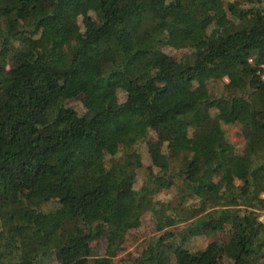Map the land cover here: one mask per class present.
Here are the masks:
<instances>
[{"label":"trees","instance_id":"16d2710c","mask_svg":"<svg viewBox=\"0 0 264 264\" xmlns=\"http://www.w3.org/2000/svg\"><path fill=\"white\" fill-rule=\"evenodd\" d=\"M259 65L264 0H0V264H264Z\"/></svg>","mask_w":264,"mask_h":264},{"label":"rangeland","instance_id":"374dc122","mask_svg":"<svg viewBox=\"0 0 264 264\" xmlns=\"http://www.w3.org/2000/svg\"><path fill=\"white\" fill-rule=\"evenodd\" d=\"M224 3L228 1L233 0H222ZM81 31L80 26V18H74L73 20H70L65 25V35H64V44L68 51L71 50V48L75 47L77 42V36L79 35V32ZM166 53L172 56H178V52L175 51H169L166 50ZM213 84L214 90H217L218 92H224L223 84H229L231 85V81H229L227 78H223L221 81L211 83ZM66 105L70 108H72L77 113L82 112L83 110V100L82 98H77L74 100H70L66 102ZM220 125L224 131V134L227 138V140L236 148H238L242 140L239 136V127L235 124H229L227 122H224L220 120ZM159 137V138H158ZM167 139L166 132L162 130L160 127H155L153 131L149 133V138L144 140L142 143L138 145V152L141 158V165L142 169L140 171V176L138 178V181L142 174L151 173L154 169L149 164L147 151L149 149V146L152 141H155L156 139ZM172 195V194H171ZM170 194L164 195L159 194L156 198L163 200L164 198H169ZM171 197V196H170ZM261 219V218H259ZM155 231L152 229L151 225L144 221L142 225H140L139 228L136 230H133L129 233L127 238V245L126 249L121 253V255H125L127 253H132L133 255L137 252L138 246L141 241H143L146 238H150L151 236L155 235ZM208 237H199L194 240L193 242V248H202L205 243L209 240ZM137 245V249H136ZM103 252L102 244H92V254L93 256H101Z\"/></svg>","mask_w":264,"mask_h":264},{"label":"built area","instance_id":"2783aa9c","mask_svg":"<svg viewBox=\"0 0 264 264\" xmlns=\"http://www.w3.org/2000/svg\"><path fill=\"white\" fill-rule=\"evenodd\" d=\"M248 62H250V60H248ZM257 74H259L260 79L264 78V65L258 66Z\"/></svg>","mask_w":264,"mask_h":264}]
</instances>
